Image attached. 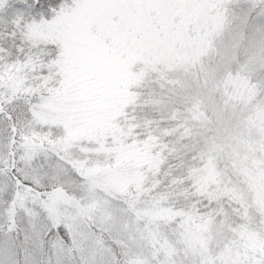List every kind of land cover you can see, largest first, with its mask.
<instances>
[{"label":"snow or ice","instance_id":"1","mask_svg":"<svg viewBox=\"0 0 264 264\" xmlns=\"http://www.w3.org/2000/svg\"><path fill=\"white\" fill-rule=\"evenodd\" d=\"M0 264H264V0H0Z\"/></svg>","mask_w":264,"mask_h":264}]
</instances>
